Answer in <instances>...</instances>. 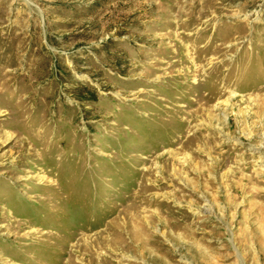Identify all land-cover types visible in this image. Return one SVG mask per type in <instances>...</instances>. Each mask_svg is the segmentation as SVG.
<instances>
[{
    "label": "rangeland",
    "instance_id": "374dc122",
    "mask_svg": "<svg viewBox=\"0 0 264 264\" xmlns=\"http://www.w3.org/2000/svg\"><path fill=\"white\" fill-rule=\"evenodd\" d=\"M168 263L264 264V0H0V264Z\"/></svg>",
    "mask_w": 264,
    "mask_h": 264
},
{
    "label": "bare ground",
    "instance_id": "6f19581e",
    "mask_svg": "<svg viewBox=\"0 0 264 264\" xmlns=\"http://www.w3.org/2000/svg\"><path fill=\"white\" fill-rule=\"evenodd\" d=\"M189 60L191 61V63L193 64V66L197 63V61H200V57H191V56H189ZM214 70H218V69H216V68H214ZM214 71H212V73H213ZM206 78H207V76H206ZM215 78V77H214ZM218 80L220 81L221 80V78L219 77V76H216V80L212 83L213 84V86H215V85H217V83H218ZM193 84L191 85V89L192 88H199V86L201 85V84H199V83H201V82H199V80H196V79H194V81L192 82ZM209 85V84H208ZM210 86V85H209ZM184 88V87H183ZM190 89V88H189ZM187 90H188V87H187ZM217 90V89H216ZM197 91V90H196ZM199 92V91H198ZM218 92V91H217ZM200 94H202V93H200ZM206 94V93H205ZM204 94V95H205ZM199 95V94H198ZM203 95V96H204ZM218 94L217 93H215V92H212V94H211V98H209L207 95L206 96H204V101L205 102H208V101H212L216 96H217ZM234 95V94H233ZM202 96V97H203ZM231 96V95H230ZM197 98V97H196ZM229 98L230 97H228V101L227 102H229ZM196 100V99H195ZM198 100H200V99H198ZM200 101H202V100H200ZM226 102V101H225ZM216 103V102H215ZM220 104V103H219ZM227 105H228V103H227ZM215 119V118H214ZM194 136V135H193ZM199 136V135H198ZM263 144V143H262ZM131 207V206H130ZM130 207H128V209L130 208ZM127 209V208H126ZM133 209V208H132ZM132 209H131V211H132ZM125 210V209H124ZM197 211V213H198V215H200V217L199 218H202V217H204V216H207V215H209V214H211L212 213V210H210V209H197L196 210ZM124 212V211H123ZM128 212H130V211H128ZM127 213V212H126ZM131 213V212H130ZM133 213V212H132ZM141 214V213H140ZM126 215V214H125ZM128 215V214H127ZM136 215V214H135ZM131 216V215H130ZM150 216V215H149ZM148 216V217H149ZM124 217V216H123ZM136 217V216H135ZM173 217V216H172ZM174 217H176V216H174ZM125 219H126V217H124ZM138 218V217H137ZM132 218V220L131 221H128V222H126V225L128 226H126L125 228H127V230L128 231H130V233H132V234H134L133 235V242L135 243V245L137 244L139 247H141L142 249H144V250H146L145 248L148 246V245H155V243H154V241H151V242H148V243H146L147 241V237H145L146 238V240L144 239V236L142 237V235H140L141 233L139 232L140 230H141V232H144L145 233V231H146V229L147 228H149L150 227V225L152 224V222H153V217L151 218V219H142L141 217L140 218ZM147 218V217H146ZM162 218V217H161ZM180 218V219H179ZM179 218H176L177 220H174V222H172V227H179V225H180V223H179V220H184L185 219V217L184 216H180ZM131 219V218H130ZM119 220H120V218H119ZM129 220V219H128ZM113 221H115V220H113ZM127 221V220H126ZM116 223V222H115ZM160 223H161V225L164 227V228H166L167 227V225H169V224H171V223H168V221H166V220H164V219H160ZM123 224V223H122ZM135 225V226H134ZM114 226V225H113ZM118 226V225H117ZM120 226V225H119ZM171 226V225H170ZM115 227H116V225H115ZM114 227V228H115ZM153 227V226H152ZM113 228V229H114ZM122 228V227H121ZM109 229V228H108ZM172 229V228H171ZM170 229V230H171ZM110 230H111V228H110ZM174 230V229H173ZM106 231V230H105ZM116 231V230H115ZM112 233V232H111ZM114 233V232H113ZM117 233V232H116ZM106 234V233H105ZM120 235H121V233H119ZM118 234V235H119ZM110 235V234H109ZM112 235V234H111ZM115 235V234H114ZM117 235V236H118ZM126 235V234H125ZM117 236H115V237H113L114 238V240L116 239L117 240ZM122 236V235H121ZM107 237V236H106ZM112 238V237H111ZM96 240V239H95ZM107 240V239H106ZM111 240V239H110ZM120 240H121V238H120ZM120 240H118V241H120ZM127 240V239H126ZM154 240H156V239H154ZM108 241V240H107ZM122 241H124V239L122 240ZM121 242V241H120ZM125 242V241H124ZM132 242V241H131ZM94 243V242H93ZM101 243V242H100ZM104 243V242H103ZM107 243V242H106ZM130 243V242H129ZM110 244V243H109ZM133 244V243H132ZM101 245V244H100ZM103 245V244H102ZM153 247V246H152ZM155 247H156V245H155ZM93 248V247H92ZM150 249V248H149ZM148 249V250H149ZM156 249V248H155ZM87 251V250H86ZM99 252V251H98ZM88 253V252H87ZM169 264V263H168Z\"/></svg>",
    "mask_w": 264,
    "mask_h": 264
}]
</instances>
